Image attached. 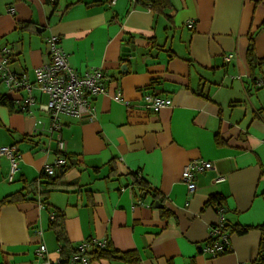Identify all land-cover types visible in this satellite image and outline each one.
I'll list each match as a JSON object with an SVG mask.
<instances>
[{"label": "crops", "instance_id": "obj_1", "mask_svg": "<svg viewBox=\"0 0 264 264\" xmlns=\"http://www.w3.org/2000/svg\"><path fill=\"white\" fill-rule=\"evenodd\" d=\"M169 4L153 10L131 0H0V50L11 49L14 73L33 83L34 70L49 61L46 39L57 36L76 72L105 75L94 118L61 115L53 134L42 108L46 98L33 88L34 104L21 109L26 91L12 92L0 81V147L18 151L12 181L9 161L0 157V202L18 199L0 205V264H56L64 245L75 250L92 240L136 261L89 264H252L258 258L264 85L255 82L264 62V0ZM117 93L123 102L114 99ZM146 94L171 105L144 110ZM58 157L64 170L43 177L42 168ZM195 160L212 169L196 175L189 193L181 173ZM212 196L220 204L208 202ZM218 207L228 228L250 230L229 231V251L212 257L204 248ZM40 244L45 259L36 256Z\"/></svg>", "mask_w": 264, "mask_h": 264}, {"label": "built area", "instance_id": "obj_2", "mask_svg": "<svg viewBox=\"0 0 264 264\" xmlns=\"http://www.w3.org/2000/svg\"><path fill=\"white\" fill-rule=\"evenodd\" d=\"M117 0H110L114 5ZM136 2V0H131ZM13 13V11H9ZM188 28H193L192 22H187ZM48 50V63L34 70L35 80L29 82L25 74L18 75L10 69L11 49L4 47L0 50V81L12 92L25 90L26 98L23 100L21 109L34 104L31 95L33 88L46 98L42 108L51 118L49 133L60 129L59 117L61 115L76 119H87L91 121L94 118L93 100L100 95L105 94V75L100 69H91L84 72H76L69 64L67 54L59 44L57 36H50L46 39ZM230 56L225 58L229 61ZM256 86L264 85V63H262V78L255 82ZM116 101H122L120 93H117ZM144 110L158 112L159 110L171 105L169 99H162L156 95L146 94L143 96ZM125 107H129L124 102ZM58 149L62 150V142H58ZM18 151L15 146L0 147V157H5L9 161L8 181L13 180L17 172ZM65 162L61 157L54 160L51 165H45L42 168V175L53 177L56 168H62ZM212 164L207 161L195 160L186 164L181 173L182 182L185 183L189 193L196 189L195 177L205 171L211 170ZM140 179V176H137ZM219 178L217 181H221ZM40 190L41 185L38 183ZM56 215H50V221L53 222ZM209 244L204 248V252L212 257L224 254L229 251V232L226 230L224 209L217 208V222L210 228L208 236ZM104 241H85L79 244L75 253L72 254L66 264H89L92 260V251L94 249H104ZM60 252V250H59ZM47 254L46 247L40 244L36 250L38 259H45ZM61 259L56 262L60 264ZM46 264H51L46 261Z\"/></svg>", "mask_w": 264, "mask_h": 264}, {"label": "trees", "instance_id": "obj_3", "mask_svg": "<svg viewBox=\"0 0 264 264\" xmlns=\"http://www.w3.org/2000/svg\"><path fill=\"white\" fill-rule=\"evenodd\" d=\"M136 3L142 5L143 7L145 8H150V9H165V8H169L170 4H169V0H136ZM252 48H253V45H252V42L250 43L249 45V48H248V51H247V58H248V61L250 63H252V57H253V52H252ZM262 63L264 62H261L260 65L262 66ZM1 101H3V99H1ZM62 171L64 170V167L61 168ZM43 177H46V176H43ZM46 178H52V177H46ZM136 183L139 185V186H143L145 187V184L143 182V180L140 178L139 180L137 179L136 177ZM146 188V187H145ZM143 191H147L143 188ZM18 199L16 198H13V197H7L5 198L3 201L0 202V205H4V204H9V203H13V202H16ZM208 202H215V203H218L220 204L219 200L217 197L215 196H212ZM51 227L52 229L55 230L56 232V236H57V239L58 240H62L63 237H62V233H61V228H60V225H59V221H58V217L55 218V220L52 222L51 224ZM260 231H261V235H262V238H261V241H260V248H259V254H258V258L252 263V264H264V226H260V227H257ZM226 230L229 232H236L238 234H243V233H246L248 230H250V228H228V226L226 225ZM107 247V246H106ZM106 247L104 249H94L91 253L92 255V260L95 259V260H98V259H102V258H119V259H124V260H127L129 262H135L136 259L134 257H128L126 256L125 254H120L118 253L117 251H108V249H106ZM75 253V250H68L67 247L64 245L63 248H61L60 250V255L62 257L61 259V262L60 264H66L67 263V260L68 258Z\"/></svg>", "mask_w": 264, "mask_h": 264}, {"label": "water", "instance_id": "obj_4", "mask_svg": "<svg viewBox=\"0 0 264 264\" xmlns=\"http://www.w3.org/2000/svg\"><path fill=\"white\" fill-rule=\"evenodd\" d=\"M121 70H122V71H125V70H126V66H125V65H123V66L121 67ZM150 195H151V196H153V194H152V193H150ZM154 207H155V208H159V207H160V205H158V204L156 203V204L154 205ZM262 255H264V254H262Z\"/></svg>", "mask_w": 264, "mask_h": 264}]
</instances>
